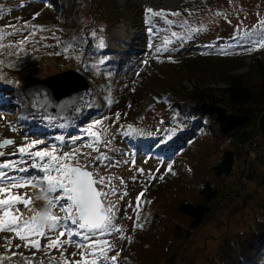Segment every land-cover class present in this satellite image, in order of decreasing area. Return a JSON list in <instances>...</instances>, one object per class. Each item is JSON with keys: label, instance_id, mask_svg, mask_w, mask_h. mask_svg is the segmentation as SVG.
Segmentation results:
<instances>
[{"label": "rangeland", "instance_id": "1", "mask_svg": "<svg viewBox=\"0 0 264 264\" xmlns=\"http://www.w3.org/2000/svg\"><path fill=\"white\" fill-rule=\"evenodd\" d=\"M134 1L135 10L132 15L139 17V11L146 13L148 8L156 11L164 10L166 14L155 17L147 13L149 18L142 19L143 25L137 22L130 28L127 24L119 23L113 27L107 41H104L96 28L91 26L90 31L98 47L108 54L100 53L96 56H85L86 58L81 52L74 51L72 48L68 49L66 44L61 42L57 28L45 22L46 12L43 13L39 7L24 3L17 7L13 6V10H9L5 18L0 15V32L5 33L4 39L0 40V45H3L0 47V52H8L19 59L31 52L36 54L34 60L37 63L28 75L21 78L15 76L16 78L13 79L20 88L25 82L80 68L94 89L93 100L95 96L103 98L102 94L110 90H101V76L98 73L110 59L109 53L114 50L122 51L124 46L134 51L130 60L122 65L125 74L124 83L120 90L114 91L115 96H112L118 104L110 105L106 113L92 114L85 122L78 121L77 131L67 137L68 139L72 137L70 146H64L66 143L64 134L38 137L33 134V131L25 132L24 129L28 128L21 125L22 115L17 116L14 111L16 107L9 104L4 106L1 103L0 141L11 139L15 141V144L0 148V151L6 153L5 156L0 157V162L16 161L20 164L22 160H28L30 164L32 161L27 156L8 153L32 141L42 142L33 151L55 147L58 152H67L73 148H81L85 153L91 152V158L98 155L106 156L105 160L94 161L92 169L106 179L111 177V186L116 189L115 194L109 197L110 201L116 205L114 224L123 231L105 235L97 233L92 238L107 239L113 245L108 255L119 254L115 264H134V261L129 260L138 257L134 251L138 250L137 244L139 238L143 237V233H147L149 229L152 231L156 227L158 218L154 220L155 215L159 217L165 214L164 219L168 228L178 224L185 225V220L179 215V205L185 201L198 202L204 181L209 179L213 185L216 184L223 189L226 196L231 194L232 197L218 205L194 234L191 242L184 248L178 264H212L219 259L220 247L225 236L249 230L257 221L264 219V138L259 137L257 140L259 144L257 154L250 151L246 156L244 150L239 149L233 174L222 180L215 177L209 168L217 162L218 150L227 146L228 142L219 138L197 141L194 147L184 151V155L181 154L174 162L162 160L165 156L163 152L136 151L124 138L126 134L131 137L136 131L140 132L141 137L147 136L146 129L157 130L169 117L170 112L163 101L155 100L154 96L169 90L166 86L167 81L181 71L182 76L185 75L186 67L183 65L186 62L182 64V67L173 70L162 67L158 60L160 57L182 55L190 51L191 46H201L206 52L217 47H219L217 49H226L241 42H259L264 39V25L261 23L264 21V0H202L200 5H194L189 0ZM172 12H179L180 15L168 14ZM84 13L87 23H91L89 9ZM149 20L151 23L148 22ZM157 23L165 27L157 28L155 27L158 26ZM154 28L155 32H151L150 30L153 31ZM116 29L117 35L114 40L111 35ZM128 32L137 36L130 45L127 44ZM7 33L13 34L7 35ZM21 40L24 43L19 50L17 45H21L19 43ZM4 56L1 54V57ZM54 56L59 58L55 60ZM182 58L185 59V57ZM11 62L10 58H6L3 64L8 65ZM249 63V58L245 61L240 60L236 66H243V64L246 66H239L233 73L247 72ZM197 64L206 65L207 62L198 60ZM156 69L159 71L156 72ZM153 73L154 76H152ZM162 73L167 74L164 78L165 84L158 75L161 76ZM118 79L121 77L119 76ZM195 84H197L196 81L185 82L186 87L189 88L194 87ZM217 86L223 87L224 83ZM138 117L141 118L136 120ZM141 119L144 123L141 127L136 129L131 126L134 125L133 121L138 122ZM98 120L101 121L100 124L95 123ZM24 121L32 123L34 119L24 118ZM65 124L68 128L75 127V124H70L69 119L63 122V125ZM80 126H82L81 130L78 131ZM93 132L98 135L94 137ZM53 136L54 139H51ZM88 144L98 148L99 152L85 147ZM249 158L254 159L251 172L247 169ZM20 166L27 165L20 164ZM0 171H7L16 177L41 175L32 168H29L27 172H15L12 169H0ZM104 188L108 190L107 184ZM17 191L26 192L32 196L37 210H47L44 194L37 188H22ZM141 193L143 195L140 196L139 207H137V197ZM19 207L21 211H24L23 205ZM56 214L63 215L59 211ZM137 224L142 227H137ZM67 228L81 232L82 235L62 238L70 240L71 243H65L59 250L46 248L47 238L36 237L41 244L40 250H37L23 247L24 242L15 238L14 233H0V264H26L27 261H31V264H64V257L69 261L79 260L80 253L87 252L88 249H78L77 243L87 245L89 241L84 240L83 235L91 234L85 233L70 222L67 223ZM48 235L55 238L59 232ZM5 237L12 240L10 250L6 247ZM17 244L21 247H15ZM99 264H113V262L100 260Z\"/></svg>", "mask_w": 264, "mask_h": 264}, {"label": "trees", "instance_id": "2", "mask_svg": "<svg viewBox=\"0 0 264 264\" xmlns=\"http://www.w3.org/2000/svg\"><path fill=\"white\" fill-rule=\"evenodd\" d=\"M189 2L200 5L202 0ZM24 3L39 7L43 13L46 12L44 20L57 28L61 42L66 44L68 49L81 52L84 58L107 53L95 42L90 31L91 26L96 28L104 41H107L111 30L117 24L124 23L130 28L137 22L143 25L142 19L149 18L143 11H139V17L132 15L135 10L134 0H123V3L121 0H0V15L5 18L8 11L13 10V6L17 7ZM87 9L92 20L89 24L84 16ZM100 24L102 26H99ZM157 24L158 26H155L157 28L165 27ZM155 30L154 28L150 31ZM135 39L137 36L128 32L127 44L130 45ZM21 47L22 45H17L19 50ZM202 48L191 46L190 51L182 55L178 54L176 57L166 55L158 59L162 67L173 70L182 67L186 62L183 65L186 67L185 75L182 76L181 71L167 81L166 86L169 90L160 93L161 95H153L155 100L163 101L170 112L169 117L157 130L146 129L147 136L141 137L140 132L136 131L131 137L126 134L124 140L136 151L163 152L165 156L162 160L174 162L181 154L184 155V151L194 147L197 141L219 138L228 143L226 147L218 150V160L209 168L215 177L222 180L233 174L239 149L242 148L246 156L250 151L257 154L259 145L257 140L259 137L264 138V48L258 47V42L251 41L231 45L226 49L217 47L206 52ZM121 50L111 51L110 59L98 73L101 76V90L110 91L103 93V98L95 96L83 114L69 119L70 124H75L73 128L63 125L65 120L48 118L44 113L32 111L20 86L13 81L15 76L21 78L28 75L36 65L34 52L25 54L20 59L8 52H0L5 55L1 57L0 54V104L16 107L14 111L17 116L22 115L21 125L28 128L24 129L25 132L33 131L38 137L64 134L63 137L66 138L64 146H70L72 137L70 139L67 137L77 131L78 121L85 122L92 114L106 113L110 105L118 104L112 96H115L114 91L122 87L125 80L122 65L130 60L134 52L128 46L122 47ZM54 57L55 60L59 58ZM6 58L12 60L11 64H3ZM248 58L250 59V63L247 64L248 71L233 73L240 66H236L238 62ZM198 60L207 64L199 65ZM158 71L159 69H156V72ZM160 74L158 75L164 83L167 74L162 73L161 76ZM119 76L121 79H118ZM187 81H196L197 84L189 88L185 85ZM221 83H224V86L218 87L217 85ZM232 114L245 116L248 120L241 126L232 128L228 122ZM24 118L34 121L25 122ZM136 120L131 126L137 129L144 123L142 119L138 122ZM51 139H54V136ZM253 163L254 159L249 158L247 169L250 172ZM230 197L231 194L226 196L218 185H213L209 179L205 180L198 202L185 201L179 205V215L185 220V225L178 224L168 228L164 219L165 214L159 217L155 215L154 220L158 218L156 227L152 231L149 229L147 233H143L142 238H139L138 250L134 251L138 257L129 261H134V264H178L184 248L191 242L194 234L208 220L215 208ZM212 264H264V219L257 221L249 230L225 236L220 247L219 259Z\"/></svg>", "mask_w": 264, "mask_h": 264}, {"label": "snow or ice", "instance_id": "3", "mask_svg": "<svg viewBox=\"0 0 264 264\" xmlns=\"http://www.w3.org/2000/svg\"><path fill=\"white\" fill-rule=\"evenodd\" d=\"M146 13L152 16L166 14L164 10L156 11L152 8L146 9ZM168 14L180 15L179 12ZM148 22L151 23V20ZM261 23L264 25V21ZM12 34L7 33V35ZM4 36L5 33L0 32V40H3ZM19 43L22 45L24 41L21 40ZM258 47L264 48V39L258 42ZM117 119H119V114H117ZM95 123L100 124L101 121L98 120ZM92 135L96 137L98 134L93 132ZM40 143L42 142L32 141L26 145L18 146L14 152L8 153L9 155L27 156L32 161L30 164L28 160L20 162V164L27 165L26 167H21L16 161L0 162V169L27 172L29 168H32L41 174L31 177H16L7 171H0V233H14L15 238L24 242L23 247L37 250H40L41 244L36 237L47 238L48 244L45 247L59 250L65 243H71L70 240L62 238L82 235L81 232L67 228V223L70 222L91 235H83V239L89 241L87 245L77 243L78 249L87 248L88 251H82L79 260L69 261L64 257V264H99L100 260H110L115 264L119 254L108 255L113 245L107 240L92 238L97 233L105 235L123 231L122 228L116 227L114 224L116 205L110 201L109 197L115 194L116 189L111 186V177L106 179L92 169L94 161L105 160L107 157L98 155L91 158V152L85 153L81 148H73L67 152H58L55 147L33 151ZM14 144V140L5 139L0 141V148ZM85 147L99 152V149L94 148L92 144L85 145ZM5 155V152L0 151V157ZM121 183H123L122 180ZM106 184L107 191L104 188ZM22 188H37L42 192L47 210H37L34 207L32 196L26 192L17 191ZM142 195L143 193L137 197V207H139ZM20 205L24 206V211H21ZM57 211L63 215H57ZM136 226L142 227L139 224ZM56 232H59V235L55 238L48 235ZM5 240L6 247L10 250L12 240L7 237ZM15 247L19 248L21 245L17 244ZM26 264H31V261H27Z\"/></svg>", "mask_w": 264, "mask_h": 264}, {"label": "water", "instance_id": "4", "mask_svg": "<svg viewBox=\"0 0 264 264\" xmlns=\"http://www.w3.org/2000/svg\"><path fill=\"white\" fill-rule=\"evenodd\" d=\"M21 88L32 111L58 120L80 116L91 105L94 96V89L80 68L25 82ZM247 120L245 116L232 114L228 122L235 128Z\"/></svg>", "mask_w": 264, "mask_h": 264}, {"label": "bare ground", "instance_id": "5", "mask_svg": "<svg viewBox=\"0 0 264 264\" xmlns=\"http://www.w3.org/2000/svg\"><path fill=\"white\" fill-rule=\"evenodd\" d=\"M117 35V29L114 31V33L111 35V37L115 40Z\"/></svg>", "mask_w": 264, "mask_h": 264}]
</instances>
